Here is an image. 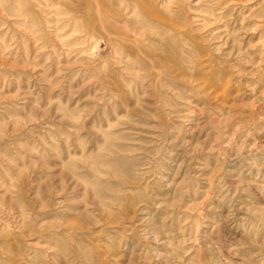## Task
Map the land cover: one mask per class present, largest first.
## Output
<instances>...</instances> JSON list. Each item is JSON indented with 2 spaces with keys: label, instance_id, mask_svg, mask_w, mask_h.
Here are the masks:
<instances>
[{
  "label": "rangeland",
  "instance_id": "374dc122",
  "mask_svg": "<svg viewBox=\"0 0 264 264\" xmlns=\"http://www.w3.org/2000/svg\"><path fill=\"white\" fill-rule=\"evenodd\" d=\"M0 264H264V0H0Z\"/></svg>",
  "mask_w": 264,
  "mask_h": 264
}]
</instances>
